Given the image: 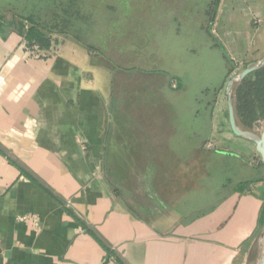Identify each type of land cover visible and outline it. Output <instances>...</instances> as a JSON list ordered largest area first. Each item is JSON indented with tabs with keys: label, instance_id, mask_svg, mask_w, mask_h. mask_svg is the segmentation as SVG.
<instances>
[{
	"label": "crops",
	"instance_id": "1",
	"mask_svg": "<svg viewBox=\"0 0 264 264\" xmlns=\"http://www.w3.org/2000/svg\"><path fill=\"white\" fill-rule=\"evenodd\" d=\"M76 3L103 53L0 29V264H238L263 245L264 166L227 86L264 59V0Z\"/></svg>",
	"mask_w": 264,
	"mask_h": 264
},
{
	"label": "trees",
	"instance_id": "2",
	"mask_svg": "<svg viewBox=\"0 0 264 264\" xmlns=\"http://www.w3.org/2000/svg\"><path fill=\"white\" fill-rule=\"evenodd\" d=\"M76 1L57 2L56 5L64 15L59 16L54 12L51 20L45 22L43 15L38 18L34 14L24 15L25 10H20L18 14L16 9V13L12 14L13 17L9 20L2 13H13L12 0H0V29L4 27L14 29L24 38L26 46L31 50L35 48L40 51L49 50L53 40L48 33L57 28L70 32L71 27L73 28V19L79 14L80 9ZM233 91V104L238 125L251 131L255 130L256 125L264 121V67L236 84ZM259 162L263 165L261 160ZM262 224H264V212Z\"/></svg>",
	"mask_w": 264,
	"mask_h": 264
},
{
	"label": "rangeland",
	"instance_id": "3",
	"mask_svg": "<svg viewBox=\"0 0 264 264\" xmlns=\"http://www.w3.org/2000/svg\"><path fill=\"white\" fill-rule=\"evenodd\" d=\"M16 11L19 14L20 10H25L24 15H30V14H34L37 18L41 15L44 16V13L47 14H52L51 12H56L59 10V7L56 5L57 2H60V0H16ZM15 9H13V13L15 12ZM2 15L6 18L9 17V13L8 12H3ZM94 19V17H93ZM85 30H80L79 26L78 27H71V34L73 35H77L80 39V41L82 43H85L87 45H93L94 47H96L97 51L99 53H103L104 49H105V40L101 39L100 36H98L97 39H90L91 36V31L92 28L91 26L89 28H85ZM100 30V29H99ZM190 40H177L176 43V47H184L185 43H188ZM184 57L182 56L181 58V62H182V68H184L185 66V62H184ZM186 59V58H185ZM179 61V59H178ZM207 65H205V67L207 68V70L211 71L210 76L215 75V78L220 77L221 75V71H222V66H221V62L216 59V58H209L207 57ZM210 63V64H209ZM257 63V62H255ZM253 64V63H250ZM250 64H244V63H239L238 67L239 69L234 73V76L238 75L239 73H241L244 69H246V67ZM207 70L203 71L204 74H206ZM238 83H235V85ZM233 95H234V91L232 92V101H233ZM227 99L229 100V97L227 95ZM239 126V125H238ZM242 130H247V131H251L248 130L246 128H243L241 126H239ZM264 129V121L259 122L256 127L255 130L251 131L256 133L257 135H261V133L263 132ZM215 148V146L210 147V150H213ZM257 152V151H256ZM257 160L258 162L261 160L259 154L257 153ZM260 159V160H259ZM257 160H253V163H256ZM195 201V200H194ZM262 250H263V245H261L260 243V237L257 236L253 241H252V245L248 246L246 248V252L242 253V255L240 256V259L238 261V264H256L258 259L261 257L262 254Z\"/></svg>",
	"mask_w": 264,
	"mask_h": 264
},
{
	"label": "water",
	"instance_id": "4",
	"mask_svg": "<svg viewBox=\"0 0 264 264\" xmlns=\"http://www.w3.org/2000/svg\"><path fill=\"white\" fill-rule=\"evenodd\" d=\"M262 67H264V59L257 63L250 64L244 69L241 73H239L236 76H233L231 80L228 83L227 86V95L229 97L228 100V111H229V120H230V126L233 134L241 139L248 140L252 142L256 146V151L259 154L261 161L264 166V129L261 135H257L254 132L242 130L237 123L236 116H235V110H234V104L232 101V92L233 88L235 86V83H239L243 81L247 76L251 75L252 73L260 70ZM263 250L261 257L258 259L256 264H264V233H263Z\"/></svg>",
	"mask_w": 264,
	"mask_h": 264
},
{
	"label": "built area",
	"instance_id": "5",
	"mask_svg": "<svg viewBox=\"0 0 264 264\" xmlns=\"http://www.w3.org/2000/svg\"><path fill=\"white\" fill-rule=\"evenodd\" d=\"M174 87H177V84L176 83L174 84ZM212 146H214V145L212 143H210L209 144V147H212Z\"/></svg>",
	"mask_w": 264,
	"mask_h": 264
}]
</instances>
